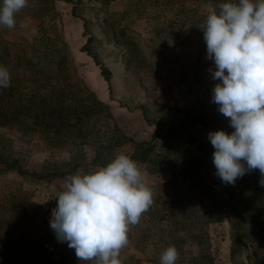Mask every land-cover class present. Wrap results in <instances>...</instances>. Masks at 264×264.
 <instances>
[{
    "label": "rangeland",
    "instance_id": "374dc122",
    "mask_svg": "<svg viewBox=\"0 0 264 264\" xmlns=\"http://www.w3.org/2000/svg\"><path fill=\"white\" fill-rule=\"evenodd\" d=\"M224 2L28 0L14 29L0 26V264H91L57 242L51 211L67 176L120 153L154 193L123 264H160L168 246L176 264H264L259 170L224 185L207 139L234 131L211 102L200 29ZM239 204L242 221L218 219Z\"/></svg>",
    "mask_w": 264,
    "mask_h": 264
},
{
    "label": "clouds",
    "instance_id": "9594fccd",
    "mask_svg": "<svg viewBox=\"0 0 264 264\" xmlns=\"http://www.w3.org/2000/svg\"><path fill=\"white\" fill-rule=\"evenodd\" d=\"M28 0H0V26L16 27V14ZM209 13L200 29L206 59L213 61L211 102L229 120L231 133L210 131L215 175L235 185L259 170L264 187V0H228ZM21 28L26 27L21 23ZM8 69L0 66V88L10 86ZM153 190L129 155L117 154L94 172L82 169L65 178L51 211L50 227L57 242L67 243L79 261L123 264L128 233L154 203ZM179 251L168 246L160 264H176Z\"/></svg>",
    "mask_w": 264,
    "mask_h": 264
},
{
    "label": "trees",
    "instance_id": "16d2710c",
    "mask_svg": "<svg viewBox=\"0 0 264 264\" xmlns=\"http://www.w3.org/2000/svg\"><path fill=\"white\" fill-rule=\"evenodd\" d=\"M221 181V180H220ZM222 182V181H221ZM219 189V195L222 197V196H227L226 198H230L231 199V193L232 192H228L227 189L228 187L226 186H223V187H220L218 188ZM241 200V198H240ZM240 207H238L235 212V209L233 207H220L219 210H218V215H220V217L218 218L219 220H221L222 218V215L226 214V216H229V213H232L233 215H235L239 220H243V218L246 216V213H247V205H243V204H239Z\"/></svg>",
    "mask_w": 264,
    "mask_h": 264
}]
</instances>
